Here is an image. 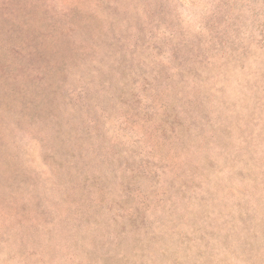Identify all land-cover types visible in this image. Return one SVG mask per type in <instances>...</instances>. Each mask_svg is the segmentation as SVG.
Segmentation results:
<instances>
[{"label": "rangeland", "instance_id": "374dc122", "mask_svg": "<svg viewBox=\"0 0 264 264\" xmlns=\"http://www.w3.org/2000/svg\"><path fill=\"white\" fill-rule=\"evenodd\" d=\"M0 264H264V0H0Z\"/></svg>", "mask_w": 264, "mask_h": 264}]
</instances>
